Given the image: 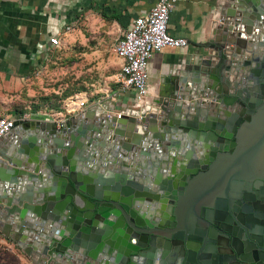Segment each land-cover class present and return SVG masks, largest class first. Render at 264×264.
I'll return each instance as SVG.
<instances>
[{"label":"water","instance_id":"95a60500","mask_svg":"<svg viewBox=\"0 0 264 264\" xmlns=\"http://www.w3.org/2000/svg\"><path fill=\"white\" fill-rule=\"evenodd\" d=\"M235 3L188 96L0 140V231L34 264H264V0Z\"/></svg>","mask_w":264,"mask_h":264},{"label":"crops","instance_id":"0c3cea01","mask_svg":"<svg viewBox=\"0 0 264 264\" xmlns=\"http://www.w3.org/2000/svg\"><path fill=\"white\" fill-rule=\"evenodd\" d=\"M61 1L0 0V45H7L5 50L12 52L13 57L22 63V67L32 63L37 65L40 57L47 51L66 49L67 42L62 37L66 43L64 49H54L48 43L50 36L60 35V30L63 29L64 22L60 15L64 14L62 10L64 2ZM155 2L156 0H68L67 6L76 9L77 5L80 7L83 4L84 13L96 10L114 15V22L118 23L121 32L127 28L132 18L148 12ZM235 5V0H175L169 15L168 32L173 36L186 38L187 44L181 48L165 47L155 52L149 62L148 81L151 89L148 100L154 111L159 109L157 103L164 100L173 87L175 89L177 87L178 91L181 88V92L188 96L193 92L196 77L204 80L205 74L194 70L193 67L200 66L205 55L213 51L197 45L223 38L221 34L223 27L226 29V36L228 33L233 34L234 30H230L229 27H233V14L237 12ZM221 17L223 21L220 20ZM16 39L18 50L11 47ZM228 45L233 49L238 47L236 42L235 45ZM246 56H250V53L245 52L243 57ZM212 60L214 62L216 58ZM109 91L115 92L116 86L115 90L105 89L96 100L88 102L87 107L69 120V123L78 116L90 122L103 120L106 124L108 122L115 124L119 119H123L124 116L107 117L100 110H107L110 105L115 111L133 107V94L130 91L120 93L116 101H111ZM182 100L188 101L187 98L178 101ZM135 126L140 127L127 120L122 126L124 136ZM11 237L0 231V264H34Z\"/></svg>","mask_w":264,"mask_h":264},{"label":"rangeland","instance_id":"374dc122","mask_svg":"<svg viewBox=\"0 0 264 264\" xmlns=\"http://www.w3.org/2000/svg\"><path fill=\"white\" fill-rule=\"evenodd\" d=\"M61 2L65 50L47 51L37 65L22 67L5 50L8 46L0 45V116L21 115L28 128L72 120L77 113L65 111L70 97H88L91 102L105 89L115 90L119 65L113 46L120 34L115 16L96 10L84 13L83 4L73 9L68 0ZM17 44L16 39L11 47L18 50Z\"/></svg>","mask_w":264,"mask_h":264},{"label":"built area","instance_id":"2783aa9c","mask_svg":"<svg viewBox=\"0 0 264 264\" xmlns=\"http://www.w3.org/2000/svg\"><path fill=\"white\" fill-rule=\"evenodd\" d=\"M175 0H156L148 12L131 19L126 29L122 30L113 46V53L119 60L118 70L114 74L116 91H109V99L116 101L120 93L132 92L133 107L115 111L113 106L101 109L107 117L120 118L124 115L140 117L154 111L148 97L150 85L148 81V66L154 53L165 48H181L187 44L184 37L173 36L168 32L170 11ZM49 45L54 49H64L65 42L60 35L48 38ZM88 97H70L65 102V111L80 113L87 107ZM25 117V116H24ZM21 115L0 116V140L9 135L21 122ZM69 121L56 124L57 128Z\"/></svg>","mask_w":264,"mask_h":264},{"label":"bare ground","instance_id":"6f19581e","mask_svg":"<svg viewBox=\"0 0 264 264\" xmlns=\"http://www.w3.org/2000/svg\"><path fill=\"white\" fill-rule=\"evenodd\" d=\"M36 122H38V121H36ZM30 124V123H29ZM53 123L52 122H47V124H45V123H43V124H41V125H39V126H41L42 128H51V127H54V125H52ZM21 128H22V130H26V129H31V128H28L27 126H26V124L24 123V121L21 123ZM34 127V126H33Z\"/></svg>","mask_w":264,"mask_h":264},{"label":"flooded vegetation","instance_id":"af4514ba","mask_svg":"<svg viewBox=\"0 0 264 264\" xmlns=\"http://www.w3.org/2000/svg\"><path fill=\"white\" fill-rule=\"evenodd\" d=\"M258 89V88H257Z\"/></svg>","mask_w":264,"mask_h":264}]
</instances>
